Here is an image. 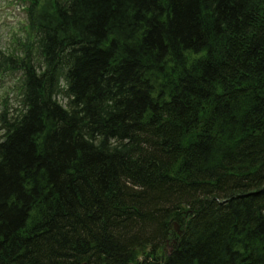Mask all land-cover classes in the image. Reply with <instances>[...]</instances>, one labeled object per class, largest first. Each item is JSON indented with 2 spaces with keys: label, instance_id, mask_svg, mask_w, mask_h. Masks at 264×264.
<instances>
[{
  "label": "trees",
  "instance_id": "trees-1",
  "mask_svg": "<svg viewBox=\"0 0 264 264\" xmlns=\"http://www.w3.org/2000/svg\"><path fill=\"white\" fill-rule=\"evenodd\" d=\"M23 2L0 264H264V0Z\"/></svg>",
  "mask_w": 264,
  "mask_h": 264
},
{
  "label": "rangeland",
  "instance_id": "rangeland-1",
  "mask_svg": "<svg viewBox=\"0 0 264 264\" xmlns=\"http://www.w3.org/2000/svg\"><path fill=\"white\" fill-rule=\"evenodd\" d=\"M27 18L18 0H0V50L8 55L21 54L27 39ZM37 63L40 62L36 58ZM18 77L0 74V112L5 108L14 111L19 108ZM61 86H64L63 81ZM65 95L60 96L65 103Z\"/></svg>",
  "mask_w": 264,
  "mask_h": 264
},
{
  "label": "water",
  "instance_id": "water-1",
  "mask_svg": "<svg viewBox=\"0 0 264 264\" xmlns=\"http://www.w3.org/2000/svg\"><path fill=\"white\" fill-rule=\"evenodd\" d=\"M176 229L178 230V233L181 234V231H179L178 225H176Z\"/></svg>",
  "mask_w": 264,
  "mask_h": 264
}]
</instances>
